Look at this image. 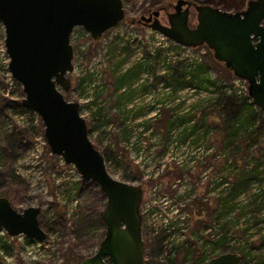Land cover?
Here are the masks:
<instances>
[{
    "label": "rangeland",
    "instance_id": "374dc122",
    "mask_svg": "<svg viewBox=\"0 0 264 264\" xmlns=\"http://www.w3.org/2000/svg\"><path fill=\"white\" fill-rule=\"evenodd\" d=\"M175 1L122 0L126 12L125 18L118 26L106 32L104 40L101 39L98 42L92 40V42L87 44L89 47L84 52L81 51V54L78 51L80 49L75 40L72 39L70 43L73 51H76V57H73V71L68 75L71 82L70 90L63 92V94L67 100L78 102L80 114L87 122L89 138L94 146L100 151L102 149L105 151L106 147H109V149L111 148L109 150L111 153H120V160L123 159V162L117 161L116 164L105 163L108 173L115 179L140 185L143 189L142 201L143 204L146 203L144 207L143 204L141 206L147 208L149 206L148 203L151 202L158 208L155 210V216L150 220L160 222L162 227L168 224L166 227L168 230H177L174 234H168L165 244L163 243L164 245L162 246V250L164 249L162 256L157 257L153 252L151 236H146L144 233V225L147 221L144 225L142 221L144 262L146 264L148 262L149 264H165L163 255H167L168 246L178 243V241L173 239V236L178 233L184 236L186 242L189 241L194 244L196 250H201L199 240L209 238V232L213 231L212 228L214 226L216 232L219 230L221 234L227 233L231 240L234 239V243L232 245H224L221 249L219 248L220 250L210 253L211 255L208 258L211 259L224 252L240 254L238 246H243L246 250L248 249L250 257L254 260L255 257L264 256V112L258 113V116H255L254 126L249 127H253L254 133L247 135V131L243 132L245 136L239 141V151L234 150L232 157H230L228 155L230 150H228L227 154V151L224 150V154L223 151L221 153V158L214 159V150L204 154L200 149L189 148V145L179 150L172 148V146L165 150V143L162 149L158 147L152 151L150 148L149 150H144L140 156L127 146L123 133L120 134L122 128L128 125L140 124V122L130 121L128 123L125 121L122 123L117 112L118 109L108 108L109 103H114V98L112 88L109 86V89H107L108 86H106L108 84L106 82L109 81L108 77L105 76L106 74L108 75V62L106 64L103 62V46L115 34L124 29L131 32L133 36H135L134 33H141L142 39L145 40L147 46L153 42L155 45L165 46L161 38H151L149 34H146L149 27L138 24L136 20L143 14L147 15L148 11L163 7L166 8V12H170L172 11L170 3ZM245 4L239 8L233 5L225 7L215 2L210 5L232 12L244 9ZM159 20L162 23H167L166 14L163 10H160ZM190 23L192 25L196 23L194 12L190 16ZM199 50L211 66L212 76L223 78L222 80H225V82L230 81L231 76L233 77L232 72L222 62L214 58L213 52L209 48H201L196 51L199 52ZM80 54L82 55L81 57ZM135 59H137V56L132 55L131 62ZM102 64H105L107 68H104ZM173 64L171 63L170 65ZM158 65L157 63L156 66ZM6 76L0 57V82L3 84H7ZM88 76H90V79H88ZM144 77L150 79L148 82L154 79L148 73H145ZM81 82L82 84L80 85ZM100 83H104V89H107V91L102 93V100L107 104L104 115L107 116L108 123H102L104 122L103 118L95 120L86 105L89 102L87 97H90L89 95L96 92L97 88H100L95 84L99 85ZM1 90L0 88V194L2 193V195L8 197L12 206L19 211L28 206H39L41 208L39 215L40 224L46 232V238L41 245L33 248L24 246L22 238H14L8 244L9 251L0 253V264H71L75 258L78 259L94 253L103 236L104 225L103 223L98 224L78 236L73 226V210L77 205H74L75 201L73 200L68 202L67 194H71V189L75 188L79 193H77L76 200L79 207L83 206L87 210L96 206L101 211L105 205L104 195L101 191H98V186L92 181L84 180L80 177V180L75 182L73 176H65L62 175L63 173L57 172L55 166L57 158L49 156L47 148H44L37 158L30 157L28 146L16 148L12 156L6 151L7 137L9 135L8 133L6 134V123L17 126V130L25 142H31L30 146L34 142L35 137L43 133V125L36 123L28 124L27 127L22 125L19 118H15L12 113L3 108L7 100L3 90ZM161 91L163 94L167 93L165 90ZM117 92H122V89ZM20 94L19 92L17 96ZM138 94L140 93L136 94V98H140L138 101L140 104H133L134 108L135 106L140 107L144 102L151 103L148 96L143 97L142 92L141 96ZM205 95L202 93L195 96L183 90L179 92L176 98L179 99L183 96L186 102L191 103L197 97L203 98ZM159 97L155 91L153 98ZM129 104H127L125 110L129 108ZM91 108L92 112H94L97 107L92 105ZM161 108H163L161 114L148 115V113H145V117L143 114L140 116L147 120L145 124L152 127L155 131L157 130V134H159V130H164V133L159 135L162 140L165 137L166 139L171 138V140H174L185 130L183 129L184 127L190 126L188 125L189 122H186V120L183 121L184 123L178 120L174 121L171 130L175 129L168 133L169 130L166 131L167 124L170 118L172 119L173 117L168 106H162ZM184 111L186 110L184 109ZM202 118L204 124L210 129V133L207 136L208 146L212 147L216 144L220 148V144L223 145L224 143V133L218 128L219 119L209 116ZM191 120L195 124L198 122L199 116L191 117ZM92 125L95 126L93 131H91ZM119 126H122V128L120 129ZM146 135L148 133H144L145 137ZM150 143L155 145L153 139L150 140ZM160 149H164L163 153H161ZM189 152H192L195 160L193 166L185 162ZM144 155L149 156L147 159L150 158L153 162H145ZM255 166L259 170L257 177H253L248 186L245 189L243 188L244 190L242 189L241 191L240 189L236 197L229 198L228 203L225 205L226 213L221 216L219 213L223 211V205L220 202L222 196L229 192L231 185L238 181V178L242 175L254 173L253 168ZM261 171L262 173L260 174ZM219 179H221L220 182L223 185L222 194H220V190H215L217 193L214 191L216 181ZM175 190L176 192H174ZM183 190H187L188 194L182 197ZM169 192L176 193V199L182 197L181 203L177 207L178 211L175 209L176 207L172 210L171 207H164L168 206L171 198L168 196L171 194ZM72 194L74 193L72 192ZM166 197L168 200L163 203ZM215 211L220 216L217 221L213 219ZM45 217L49 222L53 221L52 224L56 226V232L52 229H46ZM224 221L226 222L224 223ZM223 224L226 225L225 228H222ZM202 227H204L203 231H201ZM204 229L209 230V232ZM192 233H195V236ZM2 234H0L1 242L3 240ZM199 253L195 254V259L198 258ZM184 256L185 252L182 248L177 255L175 253L173 256L175 264H181ZM246 264L251 263L247 262Z\"/></svg>",
    "mask_w": 264,
    "mask_h": 264
},
{
    "label": "water",
    "instance_id": "95a60500",
    "mask_svg": "<svg viewBox=\"0 0 264 264\" xmlns=\"http://www.w3.org/2000/svg\"><path fill=\"white\" fill-rule=\"evenodd\" d=\"M170 5L173 11L166 14V24L158 18L165 7L141 15L136 22L178 44L207 46L234 76L247 81L252 103L264 112V0H247L244 9L232 12L193 0ZM191 11L194 26H190ZM125 15L122 0H0L8 70L21 86V105L39 115L51 154L72 165L82 179L94 182L105 197L103 236L95 252L78 264H145L139 211L143 189L108 173L103 155L89 138L78 102L63 94L71 86L72 29L80 26L99 41ZM40 213L39 206L19 211L1 195L0 231L42 242L46 232ZM240 262V254L224 252L208 264Z\"/></svg>",
    "mask_w": 264,
    "mask_h": 264
},
{
    "label": "trees",
    "instance_id": "16d2710c",
    "mask_svg": "<svg viewBox=\"0 0 264 264\" xmlns=\"http://www.w3.org/2000/svg\"><path fill=\"white\" fill-rule=\"evenodd\" d=\"M198 3H206V4H212V3H220L224 5L225 7L233 5L237 8L245 4L246 0H194ZM117 39L112 40V42L108 45L106 55H107V62H108V75L105 76L108 77V80L106 83V86H108L107 89H109V86L112 88L113 92V98L114 103H109L108 108H117L118 114L120 115L121 122L127 121L132 116L137 118L141 114L144 113L145 108L143 106H140L138 108H135L134 110H125V105L130 102L133 97L136 94V89L132 88V85L135 81H137L140 76L143 74V72L152 73V70L156 67V64L161 58V53L157 50L155 54L150 53L148 50H144L143 58L140 61H137L135 63H129V65L125 66L129 61L132 55L135 52V48L132 47L130 42H125L119 44L116 42ZM95 46V45H94ZM110 63V64H109ZM169 69V72L166 74L161 75L164 78L165 83L169 84L173 91H177L179 88H184L187 86L196 88L195 93H198L199 90H209V87L213 86V89L210 90V93H213L212 95H207V97L203 98H196L195 101L190 105L189 111L186 115L181 116H175L174 118H170L168 124H167V130H170L171 127L174 125V121L183 122L186 120V122L192 121L191 117L199 116V120L197 123H192L190 126V130L182 131L180 135H178L174 140H171V138L166 137L163 139L164 143H176V145L185 144L188 137H191V144L194 147H198L200 145L208 148V135H209V127L204 124L202 117H214L215 119H219L218 128L221 132L224 133L223 138V145L220 144V148L222 149L224 154V150H226V154L228 153V150L230 152L228 155L232 157V152L234 150L239 151V141L241 138H243L245 135H243V132L247 131V135L254 133V129L249 128L252 125L254 126L255 123V116H258L257 112L255 111L254 106L251 102H248L247 100H244V98H241L239 96H236L234 94H229L222 90L221 88L217 87L215 85V80L211 79L208 76V72L211 68V66L206 61L205 56H203V60L201 62H197L194 65L185 63V62H174L173 65H170L167 67V70ZM232 75V74H231ZM161 76H156L159 79H161ZM232 78V76H231ZM88 79H90V76H88ZM219 79H223L220 78ZM226 79V78H225ZM83 82V80H82ZM80 83V85L82 84ZM149 86V85H148ZM147 87H143L142 89H146ZM107 89H104L107 91ZM122 90V92H117L119 90ZM19 90V89H18ZM102 90H98L95 93L93 101H90L87 106L89 107L92 117L95 120H98L100 118L104 119V122L102 123H108V118L106 115H104V112L107 108V104H102ZM21 93V89L19 90ZM6 103L4 104L3 108L8 109L12 108L14 112L16 111H24V107L21 105L20 101H10L6 99ZM165 100V97L163 98ZM163 100H158L162 101ZM184 102H180L177 105L173 106L172 108L174 110L180 109L184 104ZM96 106V110L92 112L91 106ZM144 110V111H143ZM106 113V112H105ZM213 113V114H209ZM189 115V117H188ZM106 116V117H105ZM131 116V117H130ZM109 117V116H108ZM110 118V117H109ZM175 119V120H174ZM184 123V122H183ZM31 125V124H30ZM6 134L8 133V141L6 146V151L12 156L15 152V149L20 146H28L29 148L31 142H25L24 138L21 136L20 132L17 130V126L6 123ZM8 126H11L8 127ZM27 127V126H26ZM97 127V126H96ZM10 128V129H9ZM95 128L94 125L91 126V131H93ZM200 128H203L200 130ZM161 133H164V130H160ZM127 134V135H124ZM108 137V136H107ZM125 137V140L128 139L129 134L125 128H123V138ZM162 140L160 143L163 142ZM23 142H25L23 144ZM247 142V139H246ZM114 145V144H112ZM216 148H219L218 145L214 144ZM113 147V146H110ZM232 148V149H231ZM99 150V149H98ZM109 150V147H106L105 151H100L101 154L104 157V160L106 163H113L116 164L117 161L121 163L123 159L120 160V153L116 154V152L111 153ZM228 159V158H227ZM123 162V161H122ZM254 173L251 174H244L240 178H238V181L233 183L231 185V188L228 193H226L224 196H222L220 202L223 211L219 213L221 216H223V213H226L225 205L228 203L229 198L236 197L240 189L246 188L248 184L251 182L253 177H257L259 174V170L257 166L253 168ZM246 173V172H243ZM262 171L260 172V174ZM221 184V183H220ZM217 184V185H220ZM67 194L68 202L72 201L73 197L79 194L76 189H74V194ZM243 189V190H244ZM100 192V190L98 189ZM78 193V194H77ZM173 193V192H172ZM2 193L0 194V196ZM77 206L74 207L73 210V226L75 233L79 236L80 234H83L90 228L102 224L101 220V213L102 211L98 209V207H90L86 210L83 206L79 207V204H76ZM215 215L213 216V219L217 221L220 216L217 213V211L214 212ZM41 219L39 218V221ZM45 226L47 230H54L56 232V226L51 220L50 222L45 217ZM50 220V219H49ZM41 222V221H40ZM226 221H224L225 223ZM225 224L222 225V228H225ZM218 235L216 238L212 239L210 236L209 238H205L203 241L199 242V246L201 247V250H196L195 245L191 244V242H186L185 240L179 241L177 244H174L171 247V250H175L176 255L179 253L180 249H184L185 256L183 260L181 261V264H204L210 253H213L217 249H221L224 245H232L230 244L233 240L225 234H221L218 230ZM168 237V233L163 231L160 234H158L156 237L152 238L151 242L153 244V252L158 257L160 255L159 252L162 251V245L164 240ZM27 242H31L32 240L29 238H26ZM191 244V247H188ZM264 245V243H263ZM194 249H193V248ZM264 247V246H263ZM192 248V250H191ZM0 249L1 251L8 252L9 246L5 240L0 241ZM238 250L240 252V255L242 257L241 263H247L250 262L251 264H264V256H258L253 258L250 257V253L248 252V249L246 250L243 246H238ZM200 252V253H199ZM199 253L200 255L198 258L195 259V254ZM84 256L80 258L73 259L71 264H78V262L83 258ZM170 264H175V258L170 257L168 258ZM178 260V257H177ZM177 263V262H176ZM149 264V262H148Z\"/></svg>",
    "mask_w": 264,
    "mask_h": 264
},
{
    "label": "built area",
    "instance_id": "2783aa9c",
    "mask_svg": "<svg viewBox=\"0 0 264 264\" xmlns=\"http://www.w3.org/2000/svg\"><path fill=\"white\" fill-rule=\"evenodd\" d=\"M133 32H135V31H133ZM134 34H135V36H133L131 32H129L128 30L126 31L125 29L120 30L117 34H115V36L111 40H108V42L106 43L105 46H103L104 48L102 50V52H103L102 56H103V62L106 64L107 63L106 51H107L108 45L114 39H117L116 42H118L119 44L125 43L128 41L131 43L132 47L135 48V52L133 55L137 56V59H135L134 61L131 62V59H132V57H131L130 61L125 66L129 65V63L131 65V63H135L137 61L142 60L144 50H148L152 54H155V52L157 50L161 53V58L158 61L159 65L156 66L154 68V70H152V73H148V74L152 75L154 79H152L151 82H148L150 79H146L144 77L145 73H147V72H143V74L140 76V78L137 81H135L134 84L132 85V88L136 89L137 93L138 92L140 93V94H138L139 96L142 95L141 94V92H142L143 97L148 96L150 101H151V103L150 102H144L143 104L140 105V106H143L145 108V111L143 113L144 117H145V113H148V115L161 114V111L163 110V108H161L162 106H168V109H170V112H171L173 118L175 116L186 115L189 111L190 105L193 102H191V103L186 102V99L183 96L180 97L179 99L176 98L180 91L186 90L187 92H190V94H194L195 96H198L202 93H204V95L206 94L203 97H207V95L209 96V95L213 94V93L209 92L210 90L213 89V86L209 87V90L201 89L198 91V93H195L196 88L190 87V86H187L184 88H179L177 91H173V88L169 84L165 83L164 78L161 76V75L169 72V69L167 70V67L170 66L171 63L185 62V63L191 64V65H194L197 62H201L203 60L204 55L201 53L200 50H199V52H197L196 50L201 49V48H206L205 46L190 47V46L181 45V44H178V43L172 41L171 39L167 38L166 36H164L160 32L155 31L151 28H149V30L146 34H149L151 38H153V37L161 38V41H163L165 43V46L155 45L154 42L147 46L145 43V40L142 39L141 33H134ZM105 35H106V32L103 34L102 40H104ZM72 39L75 40L78 48L80 49L78 51H80V52L81 51L84 52L89 47V45L87 46V44L92 42V39H91L89 33L86 32L80 26H75L72 29V32L70 35V42L72 41ZM82 52H81V54H82ZM74 53H75L74 56L76 57V51ZM81 54H80V57L82 56ZM0 57L2 59L3 68L5 69V73L7 75L6 76V83L7 84H3L2 82H0V88L3 90L6 99H8L10 101H20L22 98V95L21 94L19 96H17V95L19 93V90L21 89V86L11 76V73L8 70L9 57H8V54L6 53V49H5V45H4V28H3L1 23H0ZM92 60H93V58H92ZM97 61H99V60H97ZM105 64H102V65L104 66V68H107V66H105ZM156 76H161L162 78L159 79ZM208 76L211 79L215 80L216 81L215 85L217 87L221 88L222 90H224L225 92H227L229 94H234V95L239 96L241 98H244V100H247L248 102L252 103V100L248 95V83L246 80H244L242 78H238V77L233 75V77L230 78V81L225 82V80L219 79V77H213L212 76V69L209 70ZM95 85L100 87V88H97L96 91L102 90L101 93L106 91V90H104V83H100L99 85L95 84ZM147 86H148V88L142 89L143 87L145 88ZM161 90H165V92H167V93L163 94V92ZM155 91H156V95L160 96L159 98H155V99L153 98V96L155 95ZM160 92H161V94H159ZM95 93L96 92L89 95L90 97H87L88 98L87 100H89V102L93 101ZM136 94L133 97V99L131 100V103L130 104H129V102L127 103V104H129V106H128L129 108L126 110H134L135 108L139 107V106H135V108H134V106H133V104H135V103L140 104L138 102L140 98H136L137 97ZM8 96H10V97H8ZM164 97H165V100H163ZM197 98H199V97H197ZM158 100H163V102L158 101ZM195 100L196 99H194L193 101H195ZM180 102H184L183 103L184 105L180 109L174 110L172 107L177 105ZM101 103L105 104V101L103 100ZM127 104L125 105V108H127ZM252 105L254 106L255 111L257 113H262V111L255 104L252 103ZM24 109H25L24 111L14 112L12 108H9L8 112L12 113L15 118H19L21 120V124L24 126H27L28 124H34V123H36L38 125L41 124V119L36 112L29 110V109H26V108H24ZM184 109L186 111H184ZM143 120H144V118L142 116H138L137 118L132 116L131 118H129L127 120V122L129 123L130 121L131 122L132 121H135V122L139 121L140 124L128 125V126L124 127L129 134L128 139L125 140V142L127 143V146H129V148L131 150L135 151V153L137 152L140 156L144 150H149L151 148V150L153 151L155 148H158V147L162 149L163 144H164V141L159 136L161 134V131L159 130L158 131L159 134H157V132H156L157 130L155 131L152 127H149V125L145 124V122L147 120H144V122H143ZM192 122L193 121H189L188 125L191 126ZM190 126L189 127L186 126L183 129L188 131V130H190ZM8 127H10V126H8ZM119 128L121 129L122 126H119ZM173 129H175V128H173ZM202 129L203 128H200V130H202ZM172 130L170 129L168 133H170ZM121 133H123V128L120 131V134ZM144 133H148V135H146V137H145ZM134 134H136V135H134ZM106 139H107V137H106ZM151 139H153L155 141V145H152L150 143ZM190 139H191V137L189 136L188 139L186 140V143L181 144V145H176V143H167L166 144V142H165V145H166L165 150L169 149V147H171V146H172V148L174 147L176 150H179L182 147L189 145V148L200 149V151L203 152L204 154H206V153L208 154L214 150L215 151L214 159L221 158V153H222L221 148H216L215 146H212V147L208 146V148H206L202 145H200L198 147H194L191 144ZM161 140L163 141L162 143H160ZM29 147L30 148H28V149H29L30 157H35V158H37L41 154V152H43L44 148H47V150H48V147H47V144L45 142L43 133H40L38 136H36L34 142ZM163 151H164V149L161 150V153H163ZM47 153L49 156L57 158V161L55 164L57 172H61V173H63L62 175H65V176H73V180L75 182L80 180V176H79L78 172L76 171V169L72 165L64 164L63 160L60 157L52 155L49 150ZM148 157L149 156L144 155V158H145L144 161L147 163L153 162L150 158L147 159ZM185 162H186V164H190L193 166L195 160L193 159L192 152H189V154L186 156ZM106 164H110V163H106ZM62 168L66 169V170H64ZM220 181H221V179L216 181L214 191L220 190V194H222V190H223L222 186L223 185ZM217 184H220V185H217ZM74 189L72 190L73 193H74ZM174 192H176V190ZM174 192L173 193L169 192V193H171L170 194L171 196L168 195L169 197H171L169 200L170 204L168 203V206H164L165 208L171 207V210H172L173 208L176 207L175 209L177 210L178 205L181 203L180 201H181L182 197L188 194L187 190H183V192L181 194L182 197L180 199H176L175 198L176 193H174ZM215 192L217 193V191H215ZM165 199L166 200H164L163 203H165V201L168 200L167 197ZM72 200L75 201L74 205L76 206L77 197L74 196ZM142 204H143V201L141 202V204L139 206V211H140V214L142 216L143 225L147 221L145 223L146 227L144 225V230H145L144 233L146 236L149 235V236H151V238H154L163 231L167 232L169 235L177 232V230L166 229L168 224H166L164 227H162L160 222L150 220L151 218H153L155 216V213H156L155 210L158 209L155 206V204H151V202H149L148 203L149 206L147 208H143L145 206L144 204H146V203L143 204V207L141 206ZM203 228L204 227H202L201 231H203ZM212 229H213V231L211 230V232H209V230H205V229L204 230L208 231L209 232L208 236H210L212 239H214L217 237L218 233L215 231V226ZM0 234L3 235L2 239L5 240L7 242V244H10L11 241L14 240V238H22L23 244L26 247L33 248L34 246H39L42 244V242H38V241L27 242L26 237L22 234H19L17 236H10L4 230L0 231ZM192 235L195 236V233H192ZM173 239H175L178 242H179V240L180 241L185 240L184 236L179 234V233L177 235L173 236ZM165 240H164V242H165ZM232 240H234V239H232ZM201 241H203V239L199 240V242H201ZM187 242H189V241H187ZM233 243H234V241H232L230 244H233ZM172 246H170V247L168 246L169 248L167 247V255L166 254L163 255L165 264H170L168 258L173 257L175 255V250H171ZM189 246L191 247V244ZM217 250H220V249H217ZM217 250H215V251H217ZM163 251H164V249L160 252L161 253L159 255L160 257L162 256ZM0 253H3V252L0 251ZM209 260H210V258H207L204 264H208ZM240 264H244V263H240Z\"/></svg>",
    "mask_w": 264,
    "mask_h": 264
},
{
    "label": "flooded vegetation",
    "instance_id": "af4514ba",
    "mask_svg": "<svg viewBox=\"0 0 264 264\" xmlns=\"http://www.w3.org/2000/svg\"><path fill=\"white\" fill-rule=\"evenodd\" d=\"M171 4V3H170ZM171 6V5H170ZM152 11V10H151ZM151 11H148L147 12V15L151 12ZM164 12H165V14H167V13H169V12H166V9L165 10H163ZM172 11H173V8H172ZM172 11H170V12H172ZM191 14L193 13V11H191L190 12ZM160 14V13H159ZM191 14H190V16H191ZM158 18H159V15H158ZM154 19V18H153ZM133 21H135V20H133ZM162 23V22H161ZM162 24H165V23H162ZM190 26H194V25H192L191 23H190Z\"/></svg>",
    "mask_w": 264,
    "mask_h": 264
},
{
    "label": "bare ground",
    "instance_id": "6f19581e",
    "mask_svg": "<svg viewBox=\"0 0 264 264\" xmlns=\"http://www.w3.org/2000/svg\"><path fill=\"white\" fill-rule=\"evenodd\" d=\"M146 264V263H145Z\"/></svg>",
    "mask_w": 264,
    "mask_h": 264
}]
</instances>
